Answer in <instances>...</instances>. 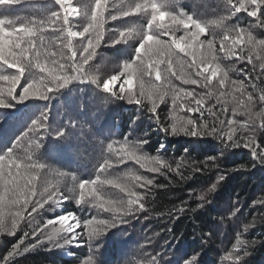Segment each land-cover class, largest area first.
<instances>
[{
  "label": "trees",
  "instance_id": "16d2710c",
  "mask_svg": "<svg viewBox=\"0 0 264 264\" xmlns=\"http://www.w3.org/2000/svg\"><path fill=\"white\" fill-rule=\"evenodd\" d=\"M236 2L237 0H233V3ZM136 3H146L149 7L127 16L122 14ZM151 3L158 7L164 5L160 7L162 12L168 11L178 18L183 13L185 19L191 16L201 23L205 32L199 35L194 48L203 42L199 51H206L207 42L213 41L217 57L215 63L228 73V80L223 88L219 84L222 73H218L208 87L183 83L179 79L182 72L198 80L200 77H196L188 67L193 58H183L186 55L173 46L175 56L172 58L171 69L167 57L157 66L161 73L159 80L156 79L155 71L151 70L143 77H132L131 91L139 103L129 104L126 99H116V95H128L129 85L125 81L129 76L124 66L132 64L135 68L139 65L138 56H143V53L137 54L136 48L143 43L145 33L154 34L155 38L171 44L173 39L180 37L188 40L190 35L186 34L198 31L195 28L180 31L179 26L175 30L173 22L167 16L162 21L157 20L150 29L149 23L153 15ZM70 4L75 11L65 13L64 8L55 0H10L9 4H0V19L7 21L6 28L15 26L18 29L21 24L29 21L47 25L52 13L59 12V19L32 38L39 44V36L42 35L46 46L57 52L58 58L60 51L67 53L66 48L57 46L58 39L62 38L65 44L68 39L64 31V15H68L73 31L82 32L84 27L92 23L96 0H70ZM249 10L251 9L236 13L218 26L213 22L230 16L231 11H234L226 0H106L103 38L81 74L96 78L100 87L90 79L82 81L78 78L66 87L48 93L49 97L45 100L33 98L24 102L13 101L9 107L0 108V128L4 131L7 122L26 120L25 110L19 114L11 112L12 107L20 106V103H28L35 109L36 118L27 125L30 130L35 123H43L42 128L32 131L39 138L27 132L23 125L11 126L10 143L14 149L11 153L12 161L20 164L19 146L20 150L34 156L27 162L29 165L36 164V167H20L19 171L25 176H36L33 185H29L34 186L35 195L31 196V202L24 211V219L20 220L15 233H0V264H83L89 257L95 264H233L232 259L226 258L229 253L234 257H243L244 253H249L240 260V264H264V203H258L264 201V165L254 158L252 148L242 146L238 149H225L224 143H231L226 136L222 143L215 137L172 134V125L187 119H195L197 128L201 122H207L211 126L215 117L209 116L207 109L212 107L214 112L220 114L219 118L225 121V126L230 119L238 121L234 139L243 145L242 138L251 136L255 140L252 147L257 154L264 152L261 118L254 117V122L247 129L240 127L249 121V116L239 110L233 115V109L237 107L235 101L230 95L220 96L222 91L232 92V80H241L246 85V91L252 92L256 98L252 111L259 112L264 107L258 99L259 93L248 87L254 82L259 88H264V75H261L264 68L261 67V61L256 59L257 55L264 56V49L257 48L250 53L245 43L246 33L241 32V43L236 46V56L229 57L220 51V41L226 30L235 36L239 29H246L257 41L264 40V27L258 26L260 21H264V15L261 16L264 9L257 12V17L248 16ZM112 16L117 18L113 20ZM159 24L165 27H158ZM121 32L126 34L125 37L120 36ZM94 37L95 32L90 29L83 36L72 38L77 61L82 48ZM27 39L29 37H25ZM225 43L230 45L231 40ZM241 49L244 59H241ZM28 56L32 59L31 53ZM249 56L252 63L248 62ZM176 58L182 63L174 64ZM40 62L48 63L43 59V50ZM67 71L70 75H75L70 69ZM211 71L209 68L205 75H210ZM14 74V68H8L0 61V75ZM44 75L46 74L35 67L28 69L16 91L22 90L21 86L25 85L26 80L38 79ZM112 75L119 78L110 84V91L106 93L103 83L108 82ZM141 82L145 90L143 96ZM173 87L206 97L211 91V97L205 100L203 115L188 111L189 106L195 107L193 98L178 99L174 105ZM0 88H4L6 93L7 83L0 81ZM152 88L165 90L168 95L162 102L155 94L149 99L147 93ZM62 97L68 99L70 105ZM153 100L157 101L155 112L151 111ZM96 101L107 110L113 109L110 117L104 120L109 126L108 135L100 122L93 118V113L98 110ZM181 104L185 106L183 110L180 108ZM221 108L227 110L220 113ZM61 132L63 136L58 137ZM144 140L148 143L143 144ZM109 143H113L114 147L124 143L133 146L142 144L141 154L160 156L162 161L172 165V170L165 167L161 169L163 174L149 172L134 160L117 164L115 152L107 148ZM0 152H5L3 146H0ZM12 161L8 158L0 161V166L7 165L3 169L5 173H16L17 169ZM105 161L111 166L102 168ZM39 165L44 167L39 168ZM12 167L15 169L12 170ZM132 173L153 179L155 185H164L162 188L149 186L148 190L135 189L144 195L142 202L148 209L138 212L135 218L117 217L104 212L99 207V201L88 194V189L85 190L84 201L80 202L79 183L96 181L98 177L119 180ZM221 176L224 179H220ZM7 187L12 185L7 184ZM101 191L104 196L116 202L127 199L118 188L110 185H103ZM12 201L11 193L6 194L5 180L0 177V216L9 228L22 207ZM40 203H43V207L39 206ZM33 205H36V211L32 210ZM60 215L69 217L67 224H76V219L80 221L79 226L73 229L77 239L71 244H64V238L70 239L73 232L63 231L66 224H61ZM73 215L76 219L72 218ZM89 219H106L109 223L115 222L117 226L105 229L99 236L93 233L90 239L89 232L99 231L104 226L93 223L86 228L85 221ZM49 220H54V223L49 224ZM55 230H60L59 235L50 241L48 236ZM25 232L29 234L26 238ZM22 238L24 243L20 245L19 254L13 253L12 250ZM237 239L246 242L240 246L239 252L234 251ZM41 240L44 243H39ZM251 242H254V246H251ZM54 244L64 246L56 247ZM26 246H32L31 250L24 252ZM66 250L72 253L70 257L63 255Z\"/></svg>",
  "mask_w": 264,
  "mask_h": 264
},
{
  "label": "snow or ice",
  "instance_id": "6c2138e0",
  "mask_svg": "<svg viewBox=\"0 0 264 264\" xmlns=\"http://www.w3.org/2000/svg\"><path fill=\"white\" fill-rule=\"evenodd\" d=\"M18 2V0H15ZM57 4L64 8L65 13L69 10L75 11L70 4V0H55ZM10 0H3L0 4H9ZM226 3L231 6L230 16L222 17L220 21H214L218 26H221L225 20L231 18L236 13L246 11L247 9H251L247 11V15L250 17H257V12L261 9H264V0H237L236 3H233V0H226ZM106 0H96L95 11L91 16V21L87 27H84L82 32L73 31L72 27L69 24L68 15L65 14L63 17L64 31L66 32L67 42L63 43V39H58L57 46L66 48L67 53L65 51H60L59 57L57 58V52L52 51L50 47L46 46L45 39L42 35L39 36V44H37L36 40L32 39L33 37H37L38 33H42L46 30L48 26L53 24L55 20L60 18L59 12L52 13L51 19L48 21V24L37 22V21H29L27 23L21 24L17 29L15 26L6 28L7 21L4 19H0V61L7 65L8 68H14L16 70V74L14 75H0V81L7 83V91L5 93L4 88H0V108L9 107L13 101L15 102H24L29 99H40L45 100L49 97L48 93L53 92L54 90H59L61 88L66 87L70 82L76 79L85 80L90 79L92 83H96L98 87L100 84L98 80L94 77H88L85 75H81L84 73V65L92 59L95 54V49L100 45L101 40L103 38V13L105 8ZM149 7V4L136 3L134 6L129 7L128 11L123 12L124 16L130 15L133 12H140L142 10H146ZM150 7L152 9L153 15L151 16V21L149 23V28L156 24L157 20H163L164 17H169L173 23L182 24L185 29L190 26L194 27L198 31L192 32L190 35V39L186 40L185 37H180L179 39H173L171 44H167L162 40L155 38L154 34L145 33L143 38V43L136 48V53H143V56H138L140 60L139 65L133 68L132 64H125V72L129 76V79L125 81L126 84L129 85L128 95H116L117 100H127V103L133 104L134 102L139 103L136 96L131 91L132 85V77H143L151 71H155L156 79L159 80L161 78V73L157 70V66L164 62V57L168 58L169 69L172 67V58L175 56L173 52V46L175 49H178L180 52H183L186 56L192 57V63L188 65L195 74L196 77H200V79H195L191 75H188L184 72L181 73L179 79L182 80L185 84L199 85L201 87H208L211 84L212 79L217 76L218 73H222L221 78L219 80V84L221 88L224 87L226 81L228 80V73L225 72L218 63H215L217 60L216 55L214 54L213 41L209 40L207 42L206 51H199V48L203 46V42L194 48V44L199 39V35L205 32V28L201 25V23L194 20L191 16H188L186 19L184 18L183 13H180L179 18L176 15H172L168 11H160V7H164L161 5L157 6L155 3H151ZM264 15V12H261V16ZM117 17L112 16V19L115 20ZM158 27H165L163 24L157 25ZM258 26L264 27V21H260ZM92 29L95 32L94 39H89L87 41V46L82 48V51L79 55V61H77V51L73 48L72 38L77 36H83L85 33H88L89 30ZM246 33V41L245 43L248 45L249 52L255 51V49L260 48L264 49V40L257 41L251 32H248L246 29H239L235 36L230 34V31L226 30L223 39L220 41L221 48L220 51L225 52L227 56H236V46L241 43L240 33ZM125 33L121 32L120 36L125 37ZM25 37H29V39L25 40ZM226 37V38H225ZM231 40V44H226V41ZM119 43V41H116ZM24 44V47L21 45ZM18 50V51H17ZM43 50V59L48 61V63H41V55ZM28 53L32 54V59H29ZM243 49H241V59H244ZM51 58V59H49ZM257 60L261 61V67L264 68V56L257 55ZM147 60V63L145 62ZM248 62L252 63L251 56L248 57ZM177 63H182L177 59ZM51 65V66H49ZM203 65V67H200ZM35 67L41 73H45L46 75L39 77L38 79H28L25 81V85L21 86L22 90L20 92L16 91V87L20 84L22 77H24L25 72ZM209 68L212 69L210 75H205L209 71ZM70 69L72 73L75 75H70L67 71ZM175 74V73H174ZM264 75V72L261 73ZM119 77L116 75H112L108 82L103 83L104 92L110 91V84L114 83ZM259 79V76L257 77ZM203 81V83H201ZM141 96L145 95L144 84L141 82ZM232 92L225 93L221 92L220 96H228L230 95L232 99L235 101L237 107L233 109V115H236L238 110L243 111L245 114L249 116V121L244 125H240V127L247 129L250 123H253L254 117L261 118L260 128L264 129V107H261L259 112H253L252 107L256 102V98L254 97L252 92L246 91V85L241 80H232L231 81ZM248 87H251L254 91L259 93L258 99L264 104V88H259L256 83H250ZM124 91V89H122ZM239 93V96L235 94ZM148 97L151 99L152 95L155 94L159 101H163L164 97L168 95V92L158 88H152L148 90ZM174 99L173 104L175 105L178 99L181 98H193L195 107H188V111L190 112H200L203 115V106L205 100L208 97H211L212 92L209 91L207 93V97L205 95H198L193 91H185L184 89H175L173 87L172 92ZM7 97V98H6ZM10 98V99H8ZM7 100V103H5ZM157 101H152V112L156 111ZM184 105L181 104V110L184 109ZM226 108H221L220 113L225 112ZM209 116L215 117V121L211 126L207 122H201L199 124V128H197V121L195 119H187L186 121L180 122L179 124L172 125V134L179 135L183 133L185 136L189 137H215L220 140L222 143L224 141V137H227L228 141L231 143H224L225 149H238L242 146L245 148H252V153L254 158L258 160V163L264 165V152L257 154L256 149L252 147L255 143L253 137L242 138L244 140L243 145L237 139H234V135L237 131L236 125L238 121L236 120H228L227 125L225 126V121L219 118L217 112H214L212 107L207 109ZM43 127V123L40 121L35 123L30 130L36 131L39 128ZM167 131V129H165ZM63 136V132L58 134V137ZM143 144L148 143L147 140L142 142ZM39 147V145H37ZM163 145L161 149H163ZM109 151L115 152L118 157L116 163H124L125 160H134L137 164L140 165L141 168H145L149 172H157L161 173L162 168H168L172 170V165L165 163L161 160L160 156H146L141 154L142 144L129 145L127 143L121 144L118 147H114L113 143H109L107 145ZM185 151H188L185 149ZM10 161H12L11 152H9L8 157ZM5 159L4 156H0V161ZM31 159V157H29ZM13 165L17 168L15 174L11 171L5 173L3 169L7 167V165L0 166V177L6 182V194L11 193V197L13 198V203L21 204L22 207L16 213V218L13 219L11 227H7L4 219L0 216V233L8 232L9 235L15 233L19 226V222L21 219H24V211L27 209L29 203L31 202V196L35 195L34 186L29 187V185H33V182L36 180L35 175L25 176L21 171H19L20 165L15 164V161H12ZM108 161H105V164L102 168L110 167ZM255 165H253L254 167ZM28 167H36L35 165H28ZM39 168H43V165H39ZM196 170V169H194ZM163 174V173H161ZM75 179V177H74ZM220 179H224L223 176ZM7 184H11L12 187L8 188ZM110 185L114 188H118L121 193H124L127 199L124 202H116L113 199L104 196L101 191V187L103 185ZM94 185H99L100 187H96ZM149 186L154 187H164V185H155L154 180L145 176L138 175L137 173H132L126 177H123L119 180L117 179H99L96 181H84L79 183L80 192V202H83L85 199V190L88 189V194L93 196L96 200L99 201V207L104 210V212H108L111 214H115L117 217H136V214L141 211H147L148 209L145 207V204L142 202L144 200V195L135 191L136 188H144L146 190L149 189ZM22 198V199H21ZM204 199V197H201ZM47 202L46 200L44 201ZM39 203V202H38ZM258 203H264V201H258ZM40 207H43V203L39 204ZM33 211H36V205H33ZM73 219L76 217L73 215ZM61 224H66V227L63 229L65 232H73V229L78 227L80 221L76 219V224H67L69 219L66 215H60L59 217ZM49 224H53L54 220H49ZM93 223L104 226L103 229L99 231L93 230L89 232V238L93 237V233L99 236L101 232L105 229H112L116 227L117 224L115 222L109 223L106 219H89L85 221V227L87 228L89 225ZM248 227H252V225H248ZM60 230H55L51 235L48 236V239L54 240L56 236L59 235ZM36 233L34 232L33 235ZM29 234L27 232L24 233V237L26 238ZM77 234L73 232L71 238H64V244H71L73 241H76ZM24 243V239L22 238L17 246L12 250L13 253L19 254L20 245ZM39 243H44L43 240L39 241ZM246 242L240 239L236 241V248L234 251L239 252L240 246L244 245ZM64 244H54L56 247H63ZM249 246V245H248ZM251 246H254V242H251ZM32 246H26L23 251L27 252L31 250ZM249 253H244L243 257H234L231 253L226 258H230L233 260V264H240V260L246 257ZM83 264H95V261L89 257L83 261Z\"/></svg>",
  "mask_w": 264,
  "mask_h": 264
},
{
  "label": "rangeland",
  "instance_id": "374dc122",
  "mask_svg": "<svg viewBox=\"0 0 264 264\" xmlns=\"http://www.w3.org/2000/svg\"><path fill=\"white\" fill-rule=\"evenodd\" d=\"M68 252H69L68 250L63 251V255L66 256V257H70V254Z\"/></svg>",
  "mask_w": 264,
  "mask_h": 264
},
{
  "label": "clouds",
  "instance_id": "9594fccd",
  "mask_svg": "<svg viewBox=\"0 0 264 264\" xmlns=\"http://www.w3.org/2000/svg\"><path fill=\"white\" fill-rule=\"evenodd\" d=\"M226 38V37H225Z\"/></svg>",
  "mask_w": 264,
  "mask_h": 264
}]
</instances>
